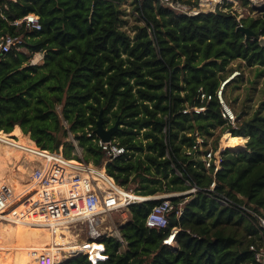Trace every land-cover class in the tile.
I'll return each mask as SVG.
<instances>
[{
  "label": "trees",
  "instance_id": "16d2710c",
  "mask_svg": "<svg viewBox=\"0 0 264 264\" xmlns=\"http://www.w3.org/2000/svg\"><path fill=\"white\" fill-rule=\"evenodd\" d=\"M124 2L0 0V38H23L22 51L0 57V140L26 150L7 135L21 130L41 150L61 147L64 158L76 160L69 133L82 160L100 167L107 158L94 132L102 112L104 128L118 122L111 140L127 152L105 165L109 177L140 197L186 193L169 199L164 229L145 226L160 200L136 203L119 228L124 250L106 237L57 264H255L249 246L258 241L256 218L241 208L256 216L264 212V101L254 110L236 106L237 97L229 95L242 78H228L234 71L241 75L242 65L255 69L257 77L264 72V47L258 43L264 15L237 21L226 4L187 17L158 0H131L135 24L128 31ZM27 15L38 19L39 31L11 25ZM37 54L42 59L32 65ZM233 61L238 65L229 67ZM225 81L222 99L235 116L234 126L222 119L216 98ZM200 94L211 99L200 101ZM195 107L205 111L182 114ZM224 134L247 141L243 149L222 152L221 170L212 175L201 157L215 151ZM198 138L201 149L193 150ZM2 145L4 159L10 151ZM100 176V182L108 180ZM173 229L175 247L163 246Z\"/></svg>",
  "mask_w": 264,
  "mask_h": 264
},
{
  "label": "built area",
  "instance_id": "2783aa9c",
  "mask_svg": "<svg viewBox=\"0 0 264 264\" xmlns=\"http://www.w3.org/2000/svg\"><path fill=\"white\" fill-rule=\"evenodd\" d=\"M15 2L16 0H9ZM165 7L173 10L177 14L184 15L187 17H195L202 13L214 12L220 5L221 1L228 2L227 0H217L216 2L210 1L209 5L211 9L205 8L203 10V4L201 3L198 7H191L182 0H158ZM222 2V3H223ZM226 5V4H225ZM220 8V7H219ZM239 21V19H237ZM17 29L23 28L27 31H39L40 23L38 19L33 15H27L19 20L11 23ZM23 38L21 36H11L7 35L0 38V57L8 54L10 51H22ZM32 65L36 64L31 62ZM223 82L216 92V98L219 105L221 106V117L227 123L232 126L235 125V116L231 109L224 103L222 99V89ZM200 101L210 100V96H205L200 94ZM205 111L204 107L187 108L182 111V114H195L199 115ZM65 125V124H64ZM90 136V134H88ZM10 137V136H9ZM12 139V137H10ZM67 141L73 146L72 154L76 156V160L66 159L62 155V148H60V153L49 152L41 150L35 143L34 150L37 152H44L47 157H42L39 154H35L32 150L28 151L34 156V160L31 161V175L29 180L35 184L34 193L42 190L44 191L48 188H57L50 195H43L40 206H38L37 215H43L48 220H53L57 222L54 226L53 224L43 225V228H48L51 231L52 237H54L55 244L57 247H62L64 243L59 242V240L67 239L66 234L71 226L76 224H83L87 228V243L96 242L99 238L113 237L119 241L121 248H124L125 243L123 242L121 235L119 233V228L121 225L125 224L128 219V206L142 203L147 200H160V203L152 208L145 220V226L149 229L160 230L164 229L168 224V215L172 210V205L170 203V198L175 197L178 194L173 195H158L154 197H140L135 195L131 190H126L118 183H116L111 177L105 173V165L113 161L114 159L127 154L124 148L119 147L115 140H111L108 143H103L97 137L95 142L104 152L107 160L105 161L104 167H96L90 163H85L82 160L81 149L77 145V141L73 138L71 134L68 133ZM202 140H196L193 145V150L201 149ZM226 149L218 148L215 151L209 150L202 155V160L204 162L205 170L212 169V175H215L221 170V154ZM25 154V153H24ZM63 161V162H61ZM70 162V164H69ZM71 162H73L71 164ZM68 169V171H67ZM102 169V173H101ZM100 173V174H99ZM106 177L108 180H103L101 184L96 180L97 178ZM102 179V178H101ZM67 185V190L64 188ZM215 186L214 183L211 185V189ZM195 189L190 190L187 193L194 192ZM126 192V193H124ZM133 195L136 200H129L125 195ZM10 195V190L4 189L0 192V222H13L14 217L10 213V208L13 207V203H8ZM138 198H144L145 200H139ZM219 204H225L223 200H218ZM243 213L246 215H253L256 218V231L258 236V241H255L249 246V251L253 255V260L255 264H264V212L260 216H256L250 210L246 208H241ZM118 213L120 220L116 227L107 228L108 234H103L102 224L106 220H101V216L110 217V215ZM13 217V218H12ZM35 219V218H34ZM110 222V219H108ZM33 225L37 227L38 223L36 221L32 222ZM47 223V222H46ZM52 227V229H51ZM105 233V232H104ZM177 231L173 229L169 235L163 240V246L174 248L175 246V236ZM103 236V237H101ZM100 240V239H99ZM69 240L67 243H70ZM75 243V242H74ZM86 243V244H87ZM69 252L66 256L75 257L82 254V251L74 249L75 246H69L67 244ZM65 251V250H63ZM36 264H57L59 259H56L53 254H45L44 257H40L36 260Z\"/></svg>",
  "mask_w": 264,
  "mask_h": 264
},
{
  "label": "rangeland",
  "instance_id": "374dc122",
  "mask_svg": "<svg viewBox=\"0 0 264 264\" xmlns=\"http://www.w3.org/2000/svg\"><path fill=\"white\" fill-rule=\"evenodd\" d=\"M227 1L228 2H226V3L221 1L218 5H220V4H222V5H220L219 7L222 8L225 6V4L230 5V9L238 17L237 19L246 18V17L258 18V17H262L264 15V0H248V2H249L248 6H243L238 0H227ZM130 2H131V0H125L124 4L122 6L125 9L126 13L128 14V16L125 17V19L127 20V25L123 29L124 30L126 29L128 31H129L130 27L135 24L133 17L129 16L130 15V8H131ZM199 4H200V0H199ZM209 8L211 9L210 5H209ZM203 10H205V9H203ZM214 10H215V8H214ZM128 33H130V36L132 35L131 32H128ZM39 58H42V55L37 54L33 57L32 61L36 63L39 60ZM237 65H238V61H233L229 64V67L234 68ZM242 68L243 69L240 71L241 75H239L238 71H234L230 74V76L228 78V80H230L232 78H235L236 80L242 78V79H240V82L238 83V89L237 90L232 89L230 91L229 96L232 100H234L237 97L236 106H241V105L243 107L247 106L248 108H250V109L252 108L254 110L259 106L260 102L264 101V72L259 77H257V72L255 71V69L249 70L248 68L244 67V65H242ZM247 100H250V101H247ZM243 102H245V105L243 104ZM7 135H10V137H13V136H11L10 133ZM24 136H27L28 139L30 140L29 135H24ZM12 139H14V141H15L14 137ZM197 140H201V139L198 138ZM244 140L245 141L242 143L241 140H239L238 138L231 137L229 134H224L220 137L218 142H219V147H221V148L230 149V150H240V149L244 148V144L247 141V138H244ZM1 142H2V140H0V144H3ZM30 142L34 146V144L31 140H30ZM21 154L24 156V153H21ZM43 156L47 157V155H45V154ZM71 160H73V159H71ZM19 164L22 165L21 162ZM30 165H31V163L26 165V167L28 166L27 169L29 170L28 174L25 173L22 175L19 173L18 168H15V170H13L11 172V176L19 179L20 183L23 185H30L32 183L29 180V176L31 175ZM101 167H104V164ZM97 180L101 184L100 179L97 178ZM7 188L10 190V195H9L10 197L8 199V203H13V207L10 208V213H11V211H13L15 209V207H17V205H19L20 203H22L26 199L23 198L24 196L23 197L21 196L18 198L15 197L16 200L12 201L15 193H14V191H11L12 189L10 188L9 184L3 185V188L1 189V191H3L4 189H7ZM16 190H17L16 192L18 194L21 192L20 189H16ZM27 199H28V196H27ZM135 199L136 198L134 197L132 200H135ZM100 219L102 221L106 220L102 224V231H103V234H108L109 231L108 230L106 231L104 229L111 228L113 230V227H116L118 225L120 217H119L118 213H114V214L110 215V217L101 216ZM108 219H110V222L108 221ZM20 222H29V223H31L29 227L35 228L34 226H32V224H33L32 221L21 220ZM11 223H13V222L1 221L0 222V233L9 231V229L11 228L9 224H11ZM13 227L16 229L15 234L11 235V237H10L11 239H8L6 244H8L12 241H15V243H16L15 248H14V246L8 245L3 250V249H1V246L4 245L3 246V248H4L6 244L0 245V264L13 263L16 259V258L14 259L13 257L15 255H18L19 253H28V254L32 255L33 257H36V259H39L40 257L45 256V254L44 253L41 254L39 250H36V249L28 250L29 245L27 243V241L31 239L30 236L32 233L34 235L33 238H35V237L39 238L42 234V231H39V230H38V232H35V230L29 231V229H24V228H21L19 226L14 225V224H13ZM3 230H7V231H3ZM45 232H47V234L44 233L42 240H43V242H45L46 245H50V248H52V250H53V253H51V254L55 255L56 259H59V262L64 261V260H68L69 258H73V257L66 256L67 252H69L67 244H69V246H75L74 249H78L79 251H82V252L85 251V243L88 242L87 241L88 238H87V228L83 224H76V225L71 226V228L68 230V232L66 234L67 236H69L68 241L70 240L71 242L66 244V242H68L67 239L59 240V242L61 241V243H64L61 248L56 246L58 244L50 243L49 242V240H50V234L49 233L50 232L48 229H46ZM101 237H103V236H101ZM15 238H17V239H15ZM99 239H101V238H99ZM55 240L56 239L54 238V242H55ZM20 242H23V243H20ZM40 244H41L40 245L41 247L44 245L42 243H40ZM11 250H13L11 253L12 257H9ZM63 250H65V251H63ZM1 252H4L5 255H8L7 258H5ZM43 260H44V258H42L39 261H43ZM100 260H102V259H100Z\"/></svg>",
  "mask_w": 264,
  "mask_h": 264
},
{
  "label": "crops",
  "instance_id": "0c3cea01",
  "mask_svg": "<svg viewBox=\"0 0 264 264\" xmlns=\"http://www.w3.org/2000/svg\"><path fill=\"white\" fill-rule=\"evenodd\" d=\"M41 59L42 58H39V61H37L36 64L39 63L41 61ZM19 130H20V128H19ZM20 133H22L21 130H20ZM13 137L15 138V140H17V137H15V136H13ZM1 143L4 144L2 146H5L10 151L6 155H10L12 157L13 163H12V165H8L5 158L4 159L0 158V192H2L1 189L3 188V185L9 184L10 188L12 189L11 191H14V193H15L12 201L16 200V198L21 197V196L22 197L24 196L23 198L26 199L25 201H23L22 203L17 205V207H15V209L13 211H11L13 217L14 218H21L24 216V218L21 220L32 221V222L36 221L37 223L38 222H41V223L54 222L53 220H51V221L48 220L47 218H45L41 214L37 215L38 206H40V201L43 197L42 190H40L37 193H33L35 190L34 189L35 188L34 183H31L30 185H23L20 183L19 179L11 176V172L13 170H15V168H18L19 173L22 175L25 173L28 174L29 170L27 169L28 166L26 167V165L30 164V162L33 160V158H31L29 156V153L26 150L15 148L11 142L2 140ZM21 153H25L24 156ZM42 157H44V156H42ZM20 162L22 165L19 164ZM64 188L67 190L68 186L64 185ZM16 189H20L21 192L18 194L16 192L17 191ZM56 189L57 188H48L44 191L43 194L46 196L50 195ZM124 193H126V192H124ZM176 194H178L176 196H179V195H185L186 193H176ZM165 195H173V194H165ZM27 196H28V199H27ZM125 196L127 198H129V200H132L134 198V196H132L130 194H127ZM148 198H150V197H148ZM26 223H29V222H26ZM30 224L31 223H29L28 225L23 226V227H28V226H30ZM33 224H32V226H34ZM9 225L11 228L13 227L12 223ZM34 227L35 228L28 227V228H24V229H29V231L39 230V231H42V234L39 238H36V237L33 238L34 235H33V233L31 234V236H30L31 239L27 241V243L29 245L28 250L36 249V250H39L41 254H43V253L44 254H51L53 252L52 248H50V245H46L45 242H43V240H42L44 233L47 234V232H45L46 229L43 228L44 226H41L39 224L37 225V227L36 226H34ZM10 229H9V231H10ZM3 231H7V230H3ZM40 243H42L44 245L41 247ZM15 244H16L15 241H12V242L6 244L4 248H3L4 245L1 246V249L4 250L8 245L14 246V248H15ZM13 250H11L9 257H12L11 253ZM121 250H124V248H121ZM1 253L4 255L5 258H7L8 255H5L4 252H1Z\"/></svg>",
  "mask_w": 264,
  "mask_h": 264
},
{
  "label": "bare ground",
  "instance_id": "6f19581e",
  "mask_svg": "<svg viewBox=\"0 0 264 264\" xmlns=\"http://www.w3.org/2000/svg\"><path fill=\"white\" fill-rule=\"evenodd\" d=\"M210 1H214L216 2L217 0H201V3L203 4V8H208L209 7V2ZM257 2V1H256ZM39 61V60H38ZM14 135L19 139V141L24 145V147L26 148V151H30L32 150L35 154H39L41 156V152H37L36 150H34V147L32 145V143L30 142V140L28 139L27 136H24L22 133H20L18 130H16L14 132ZM234 149V148H233ZM29 156L31 158H34V156L29 153ZM5 160L7 162L8 165H12L13 163V159L10 155H6L5 156ZM133 196V195H132ZM139 200H145L144 198H138ZM136 200V199H135ZM13 218V217H12ZM23 217L21 218H14V221L12 224L16 225V226H19L21 228H28V227H23V226H26L28 225L29 223H26V222H20L21 219H23ZM57 222H48V223H41V222H38L39 225L43 226V225H46V224H53L52 226H54ZM45 229H48V228H45ZM52 229V227H51ZM15 228H11L10 231H7V232H1L0 233V245H3V244H6L7 243V240L8 239H11V235L15 234ZM49 230V234H50V240L49 242L50 243H54V237H52L51 235V231L50 229ZM35 232H38V230H35ZM17 239V238H15ZM20 243H23V242H20ZM86 244V243H85ZM55 245V244H54ZM53 253V252H52ZM15 259V261L13 263H10V264H36L37 261L39 260H36V257H33L32 255L28 254V253H19L18 255H15L13 257ZM43 264H46L45 262H43Z\"/></svg>",
  "mask_w": 264,
  "mask_h": 264
},
{
  "label": "water",
  "instance_id": "95a60500",
  "mask_svg": "<svg viewBox=\"0 0 264 264\" xmlns=\"http://www.w3.org/2000/svg\"><path fill=\"white\" fill-rule=\"evenodd\" d=\"M238 29H239V31L244 33L247 37L253 36V34L248 29H244V28H242V26H239ZM258 43L261 47H264V37L259 38ZM16 126L19 127V125H16ZM119 128L120 127H119L118 122L114 123L108 129L104 128L103 127L102 112H100L94 133L100 139L101 142L108 143L111 141L113 136L118 132ZM55 153H57V154L60 153V148H57L55 150ZM155 200H157V199H155Z\"/></svg>",
  "mask_w": 264,
  "mask_h": 264
}]
</instances>
